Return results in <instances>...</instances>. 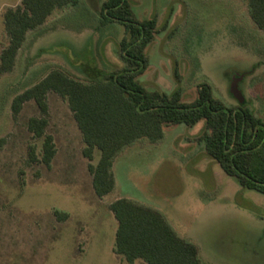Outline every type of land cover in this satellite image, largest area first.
Wrapping results in <instances>:
<instances>
[{"label":"rangeland","instance_id":"374dc122","mask_svg":"<svg viewBox=\"0 0 264 264\" xmlns=\"http://www.w3.org/2000/svg\"><path fill=\"white\" fill-rule=\"evenodd\" d=\"M20 0H0V51L7 43L2 13ZM104 0H79L55 9L27 33L12 71L0 75V264H129L114 253L117 221L108 205L127 198L150 207L195 243L205 264H264V194L243 188L210 157L199 138L205 121L165 127L157 141L140 138L113 158L114 187L92 189L81 134L64 99L47 94L46 133L56 153L49 167L30 162L41 139L26 122L42 114L33 101L12 117L13 97L52 69L89 81L124 68V26L100 25ZM137 19L155 17L158 32L146 49L148 68L138 80L151 91H183L194 101L208 84L228 106L234 72L247 105L264 115V30L246 0H129ZM99 150H95V163ZM54 210L68 213L59 221ZM133 264H145L136 260Z\"/></svg>","mask_w":264,"mask_h":264},{"label":"trees","instance_id":"16d2710c","mask_svg":"<svg viewBox=\"0 0 264 264\" xmlns=\"http://www.w3.org/2000/svg\"><path fill=\"white\" fill-rule=\"evenodd\" d=\"M249 14L264 30V0H246ZM79 0H20L2 13L7 43L0 51V75L12 71L27 33L41 26L55 10L77 5ZM100 25L119 23L124 35L119 55L125 66L81 81L63 70L52 69L30 88L13 97L12 117L24 103L33 101L40 117H30L26 126L33 138L41 139L39 156L29 146L30 162L49 167L56 153L54 138L46 133L47 94L54 92L64 99L81 134L82 155L89 161L92 189L97 197L112 191L113 158L125 146L140 138L157 141L165 127L177 124L194 126L205 121L199 140L212 157L239 184L264 194V115L259 118L247 101L228 106L214 96L211 87L202 83L192 102L183 100L180 87L171 92L151 91L138 80L148 68L146 49L159 31L157 19H137L129 0H104L99 9ZM2 139H0V143ZM95 150L99 158L95 163ZM117 221L114 253L127 263L205 264L199 247L180 237L158 211L127 198L108 205ZM59 221L68 213L54 210Z\"/></svg>","mask_w":264,"mask_h":264},{"label":"water","instance_id":"95a60500","mask_svg":"<svg viewBox=\"0 0 264 264\" xmlns=\"http://www.w3.org/2000/svg\"><path fill=\"white\" fill-rule=\"evenodd\" d=\"M251 72H245V73L234 72L230 77L231 80L230 93L238 100L239 104H243L246 101V98L240 88V83Z\"/></svg>","mask_w":264,"mask_h":264}]
</instances>
